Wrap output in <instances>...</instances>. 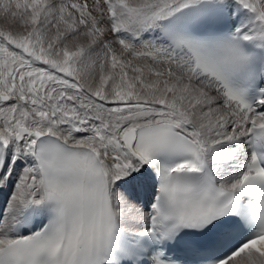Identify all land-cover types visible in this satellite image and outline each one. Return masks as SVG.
Returning <instances> with one entry per match:
<instances>
[{
  "label": "snow or ice",
  "instance_id": "snow-or-ice-1",
  "mask_svg": "<svg viewBox=\"0 0 264 264\" xmlns=\"http://www.w3.org/2000/svg\"><path fill=\"white\" fill-rule=\"evenodd\" d=\"M0 20V264H264V0Z\"/></svg>",
  "mask_w": 264,
  "mask_h": 264
},
{
  "label": "rangeland",
  "instance_id": "rangeland-1",
  "mask_svg": "<svg viewBox=\"0 0 264 264\" xmlns=\"http://www.w3.org/2000/svg\"><path fill=\"white\" fill-rule=\"evenodd\" d=\"M0 24H2V20H0Z\"/></svg>",
  "mask_w": 264,
  "mask_h": 264
}]
</instances>
